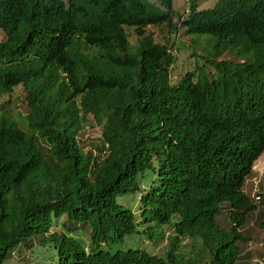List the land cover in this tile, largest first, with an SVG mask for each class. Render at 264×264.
I'll use <instances>...</instances> for the list:
<instances>
[{"label": "trees", "instance_id": "obj_1", "mask_svg": "<svg viewBox=\"0 0 264 264\" xmlns=\"http://www.w3.org/2000/svg\"><path fill=\"white\" fill-rule=\"evenodd\" d=\"M155 1L0 0V95L22 85L30 110L25 127L0 116V264L62 216L89 227L90 244L44 237L59 264H176L184 236L202 240L209 264H251L242 230L257 205L243 185L264 151V0H187L180 25L210 37L214 73L198 66L176 84L174 43L146 31L179 30L174 0ZM228 51L241 60H220ZM89 115L102 157L78 142ZM135 193L142 221L118 200ZM223 203L228 229L216 220ZM175 214L166 257L113 249Z\"/></svg>", "mask_w": 264, "mask_h": 264}, {"label": "rangeland", "instance_id": "obj_2", "mask_svg": "<svg viewBox=\"0 0 264 264\" xmlns=\"http://www.w3.org/2000/svg\"><path fill=\"white\" fill-rule=\"evenodd\" d=\"M149 1L158 3L155 0ZM216 2L217 0H200L199 9L213 7ZM173 5L176 12L174 20L178 22L177 26H179L177 32L166 24L147 26L146 28L147 33L153 34L156 42L167 45L174 43L172 52L176 56V59L170 72L171 83L176 84L188 72L195 70L198 66L203 67L206 71H209L210 74L214 73V70L205 61V57H210L208 52L209 41L206 39L210 37H193L187 33L184 26L180 25L178 16L180 14L185 16L187 13V0H174ZM127 32L130 42L135 45L138 41L136 30L134 28H127ZM5 39L6 35L0 29V41ZM219 59L229 61L241 60L231 51L226 52ZM26 94L27 91L25 87L17 85L11 94L0 95V116L5 115L17 121L21 127H25V118L30 111L26 101ZM78 140L84 151H93L99 157H102L104 153L100 151V148L104 147V142H102V125L98 124L93 119L92 115L87 116L84 128L81 130ZM244 191L253 202L255 201L253 196L255 192L264 194V153L255 161L254 171L247 177ZM141 195V193H135L118 198L120 203L127 205V207L137 212L139 221H142L139 212V197ZM263 202L259 204L254 202L257 204V208L251 213L247 224L242 230L243 234L249 240L246 244H241L244 248L242 259L247 260L251 264H261V262L264 264V229L260 227V223L264 218ZM229 211V207L224 204L222 212L217 217V222L224 229H228L230 225ZM177 219L178 217L174 216L170 223L162 226L156 223L140 224L137 227L139 230L138 232L127 236L123 242L116 244L113 249L127 250L130 248H140L164 257L169 250L170 238L174 235V222ZM148 225L154 226L151 234L143 233ZM62 232H67L82 240L85 246L89 248L90 228L75 223H67L66 217L62 216L53 224L48 234L30 237L28 242H23L12 250L3 264H59L58 249L52 242L41 244V241L44 237L50 236L53 233L60 235ZM208 253V250L204 249L201 239L193 240L191 237H182L177 250L178 257L176 260L178 264H209Z\"/></svg>", "mask_w": 264, "mask_h": 264}, {"label": "clouds", "instance_id": "obj_3", "mask_svg": "<svg viewBox=\"0 0 264 264\" xmlns=\"http://www.w3.org/2000/svg\"><path fill=\"white\" fill-rule=\"evenodd\" d=\"M1 30H2V29H1ZM2 31H3V30H2ZM3 32H4V31H3ZM5 35H6V34H5ZM2 41H3V40H2ZM262 153H264V151H263ZM261 155H262V154H261ZM261 155H260V156H261ZM260 156H259L257 159H259ZM257 159H256V160H257ZM256 160H255V161H256ZM255 161H254V163H255ZM254 163H253V165H252V172H251L249 175H247L246 178H245V182H244V185H243V191H244V186H245V184H246L247 177L250 176V175L253 173V171H254ZM244 192H245V191H244ZM245 193H246V192H245ZM246 194H247V193H246ZM247 195H248V194H247ZM263 195H264V194H260V193L255 192V194L253 195L254 198H255V201H254V202H255V203H258V204H259L260 202L262 203V202H263V197H264ZM249 198H250V197H249ZM250 199H251V198H250ZM251 200H252V199H251ZM252 201H253V200H252ZM254 202H253V203H254ZM224 204H226L228 207H230V206L228 205V203H223V204H222V207H221V210H220V212H219V214L222 212V210H223V205H224ZM256 205H257V204H256ZM219 214H217V216H216V220H217V217H218ZM174 216H177V217H178V219L174 222V224H175L177 221H180L181 216H180V214H175V215H173V217H174ZM173 217H172V218H173ZM172 218H171V220H172ZM229 219H230V217H229ZM167 224H168V223H167ZM167 224H166V225H167ZM163 225H164V224H163ZM160 226H162V225H160ZM174 233H175V226H174ZM184 237H189V236H184ZM149 253H150V252H149ZM152 254H153V253H152ZM155 255H156V254H155ZM158 256H159V255H158ZM161 257H163V256H161ZM164 257H166V256H164ZM189 263H190V262H189ZM176 264H178L177 260H176Z\"/></svg>", "mask_w": 264, "mask_h": 264}, {"label": "built area", "instance_id": "obj_4", "mask_svg": "<svg viewBox=\"0 0 264 264\" xmlns=\"http://www.w3.org/2000/svg\"><path fill=\"white\" fill-rule=\"evenodd\" d=\"M261 264H263V263L261 262Z\"/></svg>", "mask_w": 264, "mask_h": 264}]
</instances>
